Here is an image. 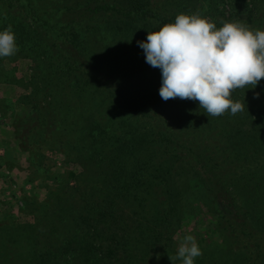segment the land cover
<instances>
[{
	"label": "trees",
	"instance_id": "16d2710c",
	"mask_svg": "<svg viewBox=\"0 0 264 264\" xmlns=\"http://www.w3.org/2000/svg\"><path fill=\"white\" fill-rule=\"evenodd\" d=\"M182 13L264 31V0H0V31L33 64L16 130L65 133L81 168L32 222L0 227V264H182L174 236L197 213L221 246L194 264H264V79L232 93L236 115L164 101L137 42Z\"/></svg>",
	"mask_w": 264,
	"mask_h": 264
},
{
	"label": "clouds",
	"instance_id": "9594fccd",
	"mask_svg": "<svg viewBox=\"0 0 264 264\" xmlns=\"http://www.w3.org/2000/svg\"><path fill=\"white\" fill-rule=\"evenodd\" d=\"M146 62L162 72L159 95L164 101L179 98L198 101L208 116L236 115L244 105L232 100L237 89L255 88L264 79V31L241 22H224L217 28L199 14H178L174 23L148 32L138 41ZM12 26L0 31V58L18 52ZM202 255L192 235L184 236L176 257L194 264Z\"/></svg>",
	"mask_w": 264,
	"mask_h": 264
},
{
	"label": "rangeland",
	"instance_id": "374dc122",
	"mask_svg": "<svg viewBox=\"0 0 264 264\" xmlns=\"http://www.w3.org/2000/svg\"><path fill=\"white\" fill-rule=\"evenodd\" d=\"M118 62L122 63L121 60ZM126 65L122 63L123 67ZM32 66L30 60L17 53L0 58V227L32 222L33 207L50 200L51 194L57 191L61 183L68 181L70 174V185H74L75 177L81 172L80 166L71 160L72 152L65 147V133H58L54 137L45 135V143L35 145L28 144L16 130L19 121L30 111L19 100L29 94V89H24L22 85L29 82ZM127 67L130 68V65ZM126 76L129 81L132 80L128 73ZM158 80L152 82V87ZM125 83L136 92L142 89L136 87L138 81L136 84ZM187 217L182 221L181 230L174 236L176 251L186 235L194 236L199 248L221 246L220 237L213 232L215 219L212 215L197 213Z\"/></svg>",
	"mask_w": 264,
	"mask_h": 264
}]
</instances>
